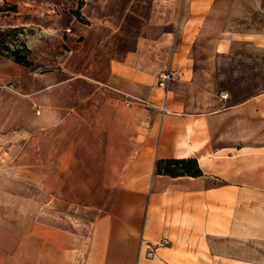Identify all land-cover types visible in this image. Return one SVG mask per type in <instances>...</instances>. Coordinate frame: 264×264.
<instances>
[{
	"label": "crops",
	"instance_id": "0c3cea01",
	"mask_svg": "<svg viewBox=\"0 0 264 264\" xmlns=\"http://www.w3.org/2000/svg\"><path fill=\"white\" fill-rule=\"evenodd\" d=\"M32 1L0 12V26L37 24ZM94 2L92 27L75 23L85 36L76 73L44 87L39 120L40 133L59 135L55 196L107 204L86 233L54 220L52 206L29 201L19 219L0 210V264H264V92L205 109L179 87L197 85L198 39L220 54L264 47V0ZM119 37L134 43L119 49ZM170 67L165 89L158 74ZM29 152L36 181L30 141ZM191 157L202 175L156 171ZM54 174L43 170L39 196H53Z\"/></svg>",
	"mask_w": 264,
	"mask_h": 264
},
{
	"label": "rangeland",
	"instance_id": "374dc122",
	"mask_svg": "<svg viewBox=\"0 0 264 264\" xmlns=\"http://www.w3.org/2000/svg\"><path fill=\"white\" fill-rule=\"evenodd\" d=\"M19 1L23 4V0H3L0 12L18 9ZM96 4L94 0H33L30 14L37 24L23 26L24 30L18 33L31 50L33 65L26 66L0 54V210L6 209L16 219L19 215L26 217L30 201L37 207L52 206L54 220L63 221L66 226L77 224L86 233L98 208L107 204V199L102 198L55 196L59 189V135L40 133L43 128L39 120L43 107L38 98L44 87L76 73L85 36L75 34V23L92 27ZM117 40L119 49H129L134 43V38ZM215 45L213 39H198L189 54L197 65V85L179 87L184 95L197 92V102L190 106L210 109L218 105L217 96L226 95L229 103H235L264 92V47L249 45L238 52L220 54ZM29 141L35 146L36 181L33 176L29 178L28 170L34 168L28 164ZM44 142L49 151L43 150ZM45 157L47 165L43 166ZM44 169L56 172V176L48 177L46 189L51 190V197L39 196Z\"/></svg>",
	"mask_w": 264,
	"mask_h": 264
},
{
	"label": "trees",
	"instance_id": "16d2710c",
	"mask_svg": "<svg viewBox=\"0 0 264 264\" xmlns=\"http://www.w3.org/2000/svg\"><path fill=\"white\" fill-rule=\"evenodd\" d=\"M10 10H16V8ZM22 30H24L23 26H0V54L11 57L17 63L32 66L33 61L29 58L31 50L18 35ZM156 171L173 176H199L203 174L197 159L194 157L158 161Z\"/></svg>",
	"mask_w": 264,
	"mask_h": 264
},
{
	"label": "built area",
	"instance_id": "2783aa9c",
	"mask_svg": "<svg viewBox=\"0 0 264 264\" xmlns=\"http://www.w3.org/2000/svg\"><path fill=\"white\" fill-rule=\"evenodd\" d=\"M177 75H178L177 70L172 68V67H170L169 69H165V70L160 71L159 74H158V84H159V86L167 89L169 83L172 80L176 79ZM225 97H226V95L224 96V98ZM126 104L130 105V102L127 101Z\"/></svg>",
	"mask_w": 264,
	"mask_h": 264
}]
</instances>
